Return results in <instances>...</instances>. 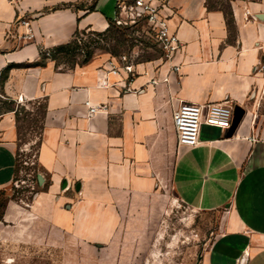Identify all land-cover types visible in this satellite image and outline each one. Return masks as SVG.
<instances>
[{
  "label": "crops",
  "instance_id": "obj_1",
  "mask_svg": "<svg viewBox=\"0 0 264 264\" xmlns=\"http://www.w3.org/2000/svg\"><path fill=\"white\" fill-rule=\"evenodd\" d=\"M118 2L0 0L3 90L45 104L37 154L45 189L14 219L24 218L31 238L64 247L62 264H122L126 220L168 184L189 208L223 212L200 264H264V0H230L235 30L209 0H155L183 49L172 62L134 63L130 78L108 75L117 84L107 90L109 56L67 70L46 57L77 32H105ZM181 101L244 115L232 136L203 123L200 143L183 146L173 121ZM86 102L107 108L92 116ZM18 140L15 113L1 115L0 190L15 179ZM9 207L3 220L12 222Z\"/></svg>",
  "mask_w": 264,
  "mask_h": 264
},
{
  "label": "rangeland",
  "instance_id": "obj_2",
  "mask_svg": "<svg viewBox=\"0 0 264 264\" xmlns=\"http://www.w3.org/2000/svg\"><path fill=\"white\" fill-rule=\"evenodd\" d=\"M209 4L211 8L223 9L231 30H235L230 0H209ZM129 17L130 14H122V19L129 24L123 28L113 25L107 33L79 34L78 50L55 55L57 67L74 68L82 63L87 52L92 57L126 55L138 64L162 59L163 52L146 21L134 22ZM3 82L4 76L0 78V116L18 111L21 139L17 142V176L11 186L0 190V264H62L64 247L49 245L38 236L31 238L22 232L24 218L14 219L17 212H25L36 193L45 189L39 182V176L43 183L45 179L37 166L45 104L14 100L3 90ZM8 204L12 222L3 220ZM132 215L126 220L129 233L123 236L125 258L122 264H200L220 235L223 212L191 209L167 184L138 204ZM26 225L29 232V223Z\"/></svg>",
  "mask_w": 264,
  "mask_h": 264
},
{
  "label": "built area",
  "instance_id": "obj_3",
  "mask_svg": "<svg viewBox=\"0 0 264 264\" xmlns=\"http://www.w3.org/2000/svg\"><path fill=\"white\" fill-rule=\"evenodd\" d=\"M117 9L120 16L115 21L119 25L128 24L126 20L122 19L123 13L130 14L129 20L131 21H146L156 43L163 52L162 60L164 62H172L183 49V43L171 30L168 17L163 13V6L157 4L155 0H131L129 4L125 0H119ZM23 23L27 24L25 21ZM25 37L30 38V35L25 34ZM133 65L134 62L126 55L111 57L107 62L106 76L100 83V88L107 90L117 84H111L107 78L108 75L121 77L124 73L130 78L133 75ZM171 70L178 73L180 66L173 64ZM258 71L264 74V63L260 65ZM164 81L167 79L165 78ZM86 105L92 116L107 108L104 104L94 106L90 102H86ZM233 112L234 107L226 103L194 104L181 101L173 114L178 144L189 147L197 146L200 143V131L203 123L229 129L233 122Z\"/></svg>",
  "mask_w": 264,
  "mask_h": 264
},
{
  "label": "trees",
  "instance_id": "obj_4",
  "mask_svg": "<svg viewBox=\"0 0 264 264\" xmlns=\"http://www.w3.org/2000/svg\"><path fill=\"white\" fill-rule=\"evenodd\" d=\"M139 21V20H137ZM136 21V22H137ZM115 25L116 27L118 28H123L125 26H128L129 24L125 25V24H117L116 21L112 22V24H110V27L105 31V32H99V33H107L110 31V29L112 28V26ZM82 32H77L74 36V38L66 43V44H62L56 48H54L53 50H50V51H47L45 53L46 57H49L51 58L52 60H54L56 62V57L55 55L56 54H59V53H62V52H75L76 50H78V38H79V34H81ZM91 53L90 52H87L86 55H85V59L82 61V63H78V65H84L86 64L87 62H89V60L91 59ZM112 57H116V56H112ZM118 57H121V56H118ZM9 68L8 67L7 69H5V71L3 72L2 76H6L7 72L9 71ZM10 111H13V109H11ZM18 111H15V114H16V123H17V128H18V132H19V140L21 139L20 138V135H21V132L19 130V127H18V123H19V119H18V115H17ZM18 160L16 158V169H15V177L17 176V172H18ZM2 206V205H0ZM4 206V205H3Z\"/></svg>",
  "mask_w": 264,
  "mask_h": 264
},
{
  "label": "water",
  "instance_id": "obj_5",
  "mask_svg": "<svg viewBox=\"0 0 264 264\" xmlns=\"http://www.w3.org/2000/svg\"><path fill=\"white\" fill-rule=\"evenodd\" d=\"M244 115V110L240 108L239 106L234 107V112H233V122L232 126L227 129L228 130V136H232L235 130L237 129L238 125L240 124L242 118ZM40 182H42V178L39 176Z\"/></svg>",
  "mask_w": 264,
  "mask_h": 264
}]
</instances>
